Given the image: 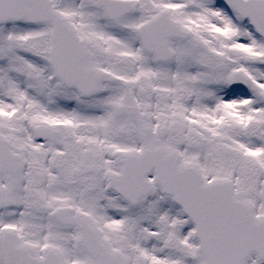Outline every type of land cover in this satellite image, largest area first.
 Wrapping results in <instances>:
<instances>
[{"label": "snow or ice", "instance_id": "1", "mask_svg": "<svg viewBox=\"0 0 264 264\" xmlns=\"http://www.w3.org/2000/svg\"><path fill=\"white\" fill-rule=\"evenodd\" d=\"M0 264H264V0H0Z\"/></svg>", "mask_w": 264, "mask_h": 264}]
</instances>
